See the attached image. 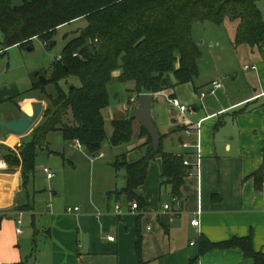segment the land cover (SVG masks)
Here are the masks:
<instances>
[{"label": "crops", "instance_id": "crops-1", "mask_svg": "<svg viewBox=\"0 0 264 264\" xmlns=\"http://www.w3.org/2000/svg\"><path fill=\"white\" fill-rule=\"evenodd\" d=\"M3 41L0 31V120L10 121L23 111L32 114L33 105L44 106V95L31 90L35 82L31 74H26V81L19 72L7 78L11 68L4 58L10 48L4 49ZM12 48L22 49L14 46L10 51ZM262 50L247 49L256 69H250L253 78H245L242 88L223 86L215 97H206L204 107L198 97L196 104H187L193 110L185 116L170 104L167 116L153 114L163 150L179 157L186 153L180 146L187 140L185 127L202 121V164L197 175L187 174L179 197L173 195L169 181L163 182L161 158L150 163L147 180L138 189L145 206L133 211L131 203L110 195L126 186H116L119 173L113 164L107 165L102 192L84 198L71 190L60 189L63 194L57 189L40 190L35 175L23 188L21 169H12L0 156V264H253L239 248L205 250L203 240L220 244L251 236L254 250L264 253L263 184L257 185L253 177L262 166L264 151V43ZM216 80L217 76L208 80L198 95ZM167 94L175 93L155 94L154 102L157 95L169 98ZM176 113L179 116H174ZM115 117L111 116V123ZM133 125L134 139L115 161L120 155H126L131 164L143 158L142 146L148 139L140 137L139 121ZM29 132L20 136L2 129L0 150L20 147L31 138ZM112 134L113 128L109 139ZM69 146L48 152L77 171V153L89 154L75 144ZM103 150L101 159L106 157ZM119 204L121 215L116 213ZM69 207L79 211L68 212ZM195 219L200 220L199 227L192 226ZM19 227L22 234L17 233ZM109 236L114 241H109Z\"/></svg>", "mask_w": 264, "mask_h": 264}, {"label": "trees", "instance_id": "trees-1", "mask_svg": "<svg viewBox=\"0 0 264 264\" xmlns=\"http://www.w3.org/2000/svg\"><path fill=\"white\" fill-rule=\"evenodd\" d=\"M260 1L24 0L22 5L15 6L9 0H0L4 49L26 48L35 39L53 48L59 28L82 19L87 23L79 31V37L63 47L61 59L54 61L47 82L42 84L38 77L34 78L31 90H39L53 107L46 109L45 123L17 151L1 148L2 160L12 169H21L22 187L27 188L36 172L38 150L46 145L52 132H60L67 143H80L92 157L100 155L107 141L114 147L131 143L135 120H130L129 114L114 118L110 139L106 129L103 111L110 106L108 85L114 73H120V83L134 85L132 92L136 96L155 95L178 85L193 84L199 76L201 58L200 47L193 38V26L197 22L220 26L230 20L236 24L235 45H247L262 52L264 17L258 6ZM70 77L78 78L81 86L63 89L60 83L67 84ZM49 83L56 87V95L47 93ZM131 99L127 113L132 111ZM142 136L148 140L142 146L145 150L141 160L131 164L126 155H120L113 163L116 171H125L127 183L122 190L110 193L122 202L138 203L139 208L145 203L138 189L145 184L153 160L162 159L163 182L171 183L175 197L180 196L189 173L182 156L163 150L162 136L160 150L154 155L151 136L141 126ZM253 177L257 185L263 184L264 151L262 166ZM203 242L207 245L205 250L239 248L253 264H264V253L254 250L251 236L220 244L207 239ZM137 249L139 252L140 243Z\"/></svg>", "mask_w": 264, "mask_h": 264}, {"label": "rangeland", "instance_id": "rangeland-1", "mask_svg": "<svg viewBox=\"0 0 264 264\" xmlns=\"http://www.w3.org/2000/svg\"><path fill=\"white\" fill-rule=\"evenodd\" d=\"M9 1L15 6H20L23 4L24 0ZM258 6L264 17V0H261L258 3ZM86 26V21L82 19L75 21L71 25L59 28L57 35L54 37L56 46L53 48H47L45 43L40 39H35L33 41V45L26 48H12L11 51L10 48L8 50L7 56L4 58L6 64L10 63L11 68V72L7 73V78L12 76L15 77V75L19 72V74L22 73V77L24 78L23 80L25 81L26 74L28 76L31 74L32 77H36V74L39 73L40 76L42 75L49 79L52 65L54 61L61 56L63 47L70 40L78 38L80 34L79 31ZM235 36L236 24L230 20L226 21L220 26L209 22L195 23L193 26V38L199 45L201 51V58L199 60V76L195 79L193 84L190 83L178 85L175 87V89L170 90H174L176 96L184 103L194 105L198 102L199 90L204 89V84L216 76L225 87L232 88L233 90L242 88L245 78L248 80L253 78V73H251L252 70H245V66H251L254 61L247 53V49H249L247 45H235ZM119 75V72H115L112 82L108 85L110 106L103 111L108 133L112 131V126H110L111 116L115 115V118H118V116H128V114L130 115L131 112L127 113V103L131 98L136 96V94L132 92L134 85L132 83H120ZM60 85L63 87V89L67 90V87L73 85L80 87L81 82L76 77H70L67 84L65 81H63L60 83ZM196 88H198L197 91L195 90ZM46 91L50 95H56V87L52 83L46 85ZM38 93L40 94V92ZM175 94L167 95L169 98H174ZM234 96L235 93L233 94V98ZM43 100V104L45 106L44 111L29 134H32V132L37 127L45 123L44 117L46 109H53L46 97L43 96ZM137 105L138 103L135 106L130 103V111ZM169 107L170 105L168 103V98L164 95H157L156 102L153 105V114L167 116V110ZM189 107L191 110H193L191 106ZM174 116L179 115L176 113ZM69 145L71 144L67 143L63 139L62 134L58 131L52 132L47 136L46 145L42 149L38 150L37 155L36 172L34 178L37 188L40 190H46L48 192H50L52 189H57L56 191L58 193L60 192V194H63L60 189H63L64 192L71 190V192H77V196L81 195L84 196V198H87L88 195L91 194L96 195L98 192H102L100 190L103 186L101 181L107 177V165L113 164L115 161V156H117L119 153L125 152L126 147L129 146L128 144H123L116 147H111L110 143L107 141L105 142V149L103 150L106 154V157L102 159L99 158V155L96 157L89 155V157L84 155V152H80V155V153H77V150V171H73V169L68 166V164L63 165V161L60 156L50 155L48 152L49 149L52 151H63L64 149L67 150L70 147ZM20 147L10 150L17 151ZM117 150H120L121 152H117ZM46 167L50 169L54 175V179L51 181L47 179V175L43 171V169ZM108 170L109 172L112 171L109 168ZM118 173L119 175L115 178L114 182L117 183V187H123L126 184V173L124 170H120L117 172V174ZM165 184L166 183H164V185ZM77 196L74 195V198H78Z\"/></svg>", "mask_w": 264, "mask_h": 264}, {"label": "built area", "instance_id": "built-area-1", "mask_svg": "<svg viewBox=\"0 0 264 264\" xmlns=\"http://www.w3.org/2000/svg\"><path fill=\"white\" fill-rule=\"evenodd\" d=\"M74 56L76 57L77 55H74ZM58 59L60 60L61 56ZM250 69H256V67L255 66H245V70H250ZM222 88H223V83L219 80H216L210 84L208 90L200 92L199 98L201 101V106L204 107V100L206 99V97H208V96L215 97L217 95L218 91ZM168 102L171 105V108L177 110V112L182 116L187 115L191 110L190 107L187 104L183 103L179 98H176V97L168 98ZM137 103H138V95L131 99V104L133 106H135ZM201 129H202V121L194 123V124L190 123L184 129V135L187 138V140L183 141L180 144L182 149L184 151H186V153L183 155V158H184L183 164H184V166L189 168L188 174H192V175L198 174V171H199L201 164H202ZM190 139H193V141L192 142L188 141ZM75 145L78 148V150H80V151H82L84 149L80 143H76ZM43 171L47 175V178L49 180L53 179L54 175L50 169L44 168ZM263 192H264V183H263ZM169 207L170 206H168V205L164 206V208L166 210L169 209ZM131 208L133 211H137L139 209L138 203H136V202L132 203ZM74 210L79 211V208L72 209L69 207L67 209L68 212H73ZM116 213L118 215L122 214V206L120 204L116 206ZM18 223H19V225H22V220H19ZM191 224L194 227H199L200 226V220L195 219L192 221ZM148 230H151V227H149ZM17 233L22 234L23 233L22 228L19 227L17 229ZM108 240L114 241V237L109 236Z\"/></svg>", "mask_w": 264, "mask_h": 264}, {"label": "water", "instance_id": "water-1", "mask_svg": "<svg viewBox=\"0 0 264 264\" xmlns=\"http://www.w3.org/2000/svg\"><path fill=\"white\" fill-rule=\"evenodd\" d=\"M36 76L39 77V82L42 84L47 82V78L42 75L40 76L39 73ZM72 87L70 86V89ZM154 101V94H140L138 96V105L130 113V120H138L141 126L150 134L153 145L152 155L158 153L161 146V134L153 119ZM32 109V114L23 111L18 118L10 121L0 120V131L3 129L12 134L26 135L39 120L44 111V106L33 105Z\"/></svg>", "mask_w": 264, "mask_h": 264}, {"label": "bare ground", "instance_id": "bare-ground-1", "mask_svg": "<svg viewBox=\"0 0 264 264\" xmlns=\"http://www.w3.org/2000/svg\"><path fill=\"white\" fill-rule=\"evenodd\" d=\"M27 113V112H26Z\"/></svg>", "mask_w": 264, "mask_h": 264}]
</instances>
